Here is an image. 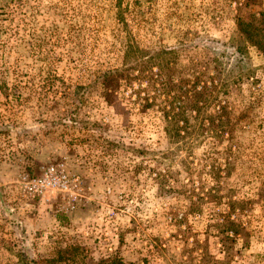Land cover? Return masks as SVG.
Returning <instances> with one entry per match:
<instances>
[{
	"label": "rangeland",
	"instance_id": "obj_1",
	"mask_svg": "<svg viewBox=\"0 0 264 264\" xmlns=\"http://www.w3.org/2000/svg\"><path fill=\"white\" fill-rule=\"evenodd\" d=\"M253 12L264 0H0V264H264V54L234 19ZM162 50L175 85L145 62ZM48 166L77 185L33 186ZM225 214L247 233L229 254Z\"/></svg>",
	"mask_w": 264,
	"mask_h": 264
},
{
	"label": "trees",
	"instance_id": "obj_2",
	"mask_svg": "<svg viewBox=\"0 0 264 264\" xmlns=\"http://www.w3.org/2000/svg\"><path fill=\"white\" fill-rule=\"evenodd\" d=\"M256 0H246L247 3H254ZM235 24H236V33L239 38L243 42V44L249 45L257 49L259 52L264 54V13L263 12H257V13H251L248 18L242 19L240 17L235 16ZM236 51L238 53L241 52V47L237 46ZM170 50H162V51H155L151 53L150 55H147L146 63L153 64L151 61L154 59L161 58L162 62H156L155 64L159 66V70H163L166 68L167 70L164 71V75L166 74V80L170 82V85L174 84V72L171 70H168L169 60L165 58V55L170 54ZM129 56V52H124V58H127ZM241 60V58L239 59ZM149 64V65H150ZM144 68L146 65H142ZM148 66V65H147ZM142 67V68H143ZM124 69V68H122ZM143 69H140L142 71ZM181 81H183L181 79ZM186 84L188 83V78L183 81ZM202 91L193 93V98L186 97V101L182 104V109L179 108L178 111H171L169 113L168 110L165 111L164 117L166 121V132H171V135H178V128L176 126V123H178L179 118L183 117L184 110L187 109H198L197 107L198 101H202L204 103L209 99L210 93L206 90V84L204 83L201 86ZM221 90V89H220ZM225 85L222 86V91L224 92ZM220 92V91H219ZM219 94V93H218ZM218 94L215 96V99L218 97ZM169 113V114H168ZM184 118H182L183 120ZM241 201H235L232 200L229 203V208L234 211L236 209L241 210L240 207L242 205ZM240 205V207H239ZM230 210V211H231ZM212 225L214 226L216 230V235L218 237L219 243H220V250L223 251L226 254H229L232 245L234 244L235 240L240 239V246L242 248H245L247 246V233L243 226H241L235 219H229L228 214H225L222 221L220 223L213 221ZM230 234V235H229ZM204 258V261H208L209 259L208 255L204 252L202 259ZM205 258H207L205 260ZM202 260V262L204 263ZM121 264V263H119Z\"/></svg>",
	"mask_w": 264,
	"mask_h": 264
},
{
	"label": "built area",
	"instance_id": "obj_3",
	"mask_svg": "<svg viewBox=\"0 0 264 264\" xmlns=\"http://www.w3.org/2000/svg\"><path fill=\"white\" fill-rule=\"evenodd\" d=\"M32 182L33 186L37 188L56 186L59 189L66 190L77 185V177L69 178L64 173L57 172L53 166H48L43 169L41 177L37 180L34 179Z\"/></svg>",
	"mask_w": 264,
	"mask_h": 264
}]
</instances>
